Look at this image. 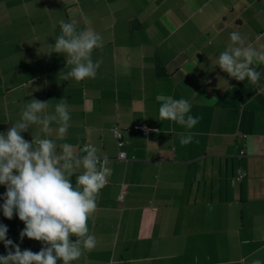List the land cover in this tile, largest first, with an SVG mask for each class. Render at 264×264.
<instances>
[{"label": "crops", "instance_id": "1", "mask_svg": "<svg viewBox=\"0 0 264 264\" xmlns=\"http://www.w3.org/2000/svg\"><path fill=\"white\" fill-rule=\"evenodd\" d=\"M60 19L102 36L94 79L63 81L66 55L46 54ZM232 31L264 48V0H0V132L32 100L49 103L43 117L65 98L62 139L55 122L49 133L36 124L21 135L52 139L57 152L63 143L74 151L92 143L109 158L111 175L88 220L97 246L72 264L264 262V91L216 65ZM256 67L264 86V65ZM160 94L190 101L199 123L159 121ZM115 129L126 160L118 159ZM189 133L182 146L180 134ZM0 223L22 251L41 250L42 242H20L24 224L15 215L0 210Z\"/></svg>", "mask_w": 264, "mask_h": 264}, {"label": "clouds", "instance_id": "2", "mask_svg": "<svg viewBox=\"0 0 264 264\" xmlns=\"http://www.w3.org/2000/svg\"><path fill=\"white\" fill-rule=\"evenodd\" d=\"M57 23L60 35L54 45H48L50 51L46 54H65L66 65L71 66L69 71L61 70L58 75L63 81L94 79L102 60L93 61L92 53L102 47V36L91 27L78 30L75 19H60ZM230 41L229 47L218 55L216 65L230 78L240 82L247 79L264 91L261 72L256 67L264 65V48L246 44L239 31L230 33ZM156 99L160 103L159 121L171 120L188 129L199 123V117L189 114L190 101L162 94ZM48 107V102L32 100L23 106L20 119L6 132H0V185L5 188L0 194L3 201L0 210L6 219L15 215L23 222L24 228L19 232L21 243L25 237L42 242L39 252L22 251L20 244L7 238L8 226L0 223V242L6 250V255H0V264H57V261L72 264L97 246L96 237L89 232L88 220L97 208V194L111 175L109 158L92 143L75 151L76 147L63 143L57 152L58 145L52 139L34 136L32 141L25 140L21 132L36 124L42 125V132L49 133L55 122L58 138L66 134L70 120L66 99L61 98L55 105V114L41 117L39 114ZM192 139L190 133L180 134L182 146ZM80 168L84 171L76 175V169ZM73 175L75 184L71 180ZM251 264L264 262L254 259Z\"/></svg>", "mask_w": 264, "mask_h": 264}, {"label": "built area", "instance_id": "3", "mask_svg": "<svg viewBox=\"0 0 264 264\" xmlns=\"http://www.w3.org/2000/svg\"><path fill=\"white\" fill-rule=\"evenodd\" d=\"M140 131L144 136H148V134L150 133V130L146 127H140ZM113 132H114L115 138L117 139V146L119 148L118 159L119 160H126L127 155L122 150L124 145H125V141L123 140L122 133L118 129H115ZM81 154L83 155V153H81ZM121 199H122V197H121Z\"/></svg>", "mask_w": 264, "mask_h": 264}]
</instances>
